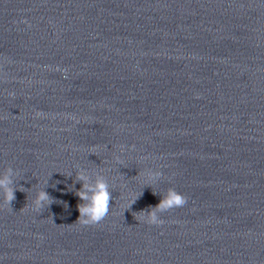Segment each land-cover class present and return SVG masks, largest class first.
Returning a JSON list of instances; mask_svg holds the SVG:
<instances>
[{"label": "clouds", "instance_id": "9594fccd", "mask_svg": "<svg viewBox=\"0 0 264 264\" xmlns=\"http://www.w3.org/2000/svg\"><path fill=\"white\" fill-rule=\"evenodd\" d=\"M66 71V70H64ZM8 96L15 97V93L9 92ZM40 115L39 112L36 113ZM6 119V117H4ZM123 151V150H122ZM119 162L120 157H116ZM141 159H147L143 157ZM17 170H14L11 166L5 168L3 174H0V192H2V203H0V209L7 207L10 209L11 203L15 200L16 188L13 187V176L17 175ZM148 179H154L155 177L163 175L161 171L149 172ZM87 177L82 173H78L76 180L82 184V187L76 191L75 195L81 201L77 204L79 212V221L82 225L90 226L99 224L109 214L110 202L112 200V193L109 190V185L103 179H98L95 186L92 187L86 181ZM128 205L130 207L134 202ZM188 198L175 190L174 188H168L166 194L162 196L160 202L154 207L150 208L142 214L143 222L149 225H161L164 221L160 218L159 214L170 211L175 208H180L186 205ZM54 202V198L49 195L45 190H40L36 197L31 201L32 209L35 212H40L46 206L49 207ZM76 221V222H77Z\"/></svg>", "mask_w": 264, "mask_h": 264}]
</instances>
